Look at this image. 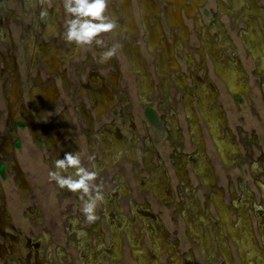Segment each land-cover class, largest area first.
Wrapping results in <instances>:
<instances>
[{
	"label": "rangeland",
	"instance_id": "1",
	"mask_svg": "<svg viewBox=\"0 0 264 264\" xmlns=\"http://www.w3.org/2000/svg\"><path fill=\"white\" fill-rule=\"evenodd\" d=\"M148 1H152L159 9L156 17L163 28L160 32L162 37H166L171 42V30L176 29L177 31L178 28L183 30V26L186 30L188 29V41L181 36L178 45L172 44L179 71L184 73L187 84L193 86L192 75L195 73L204 75L207 69V75L215 85L217 90L215 102L222 107L225 114V125H220V130L224 132L227 128L231 132L236 149L227 153L226 162L221 161L216 154L208 125L197 110L206 144V156L212 167H206L205 173L213 176L214 182H209L213 189L220 187L223 190L225 196V201L224 197L222 198L223 203L231 205V193L238 203L242 200L244 204L248 203L257 245L264 250V237L257 227L258 216L264 217L261 208L262 199H264V93L261 87V82H264V62L257 65L256 59L249 51L253 48L264 56V0H255L256 8L253 6L250 8L247 0L243 2L240 0L242 4L226 10H219L218 0H205L199 4L197 10L194 8L188 13L181 1ZM220 1L226 2L227 0ZM40 2L43 3V9L38 6ZM111 2L116 5L121 17L117 0H111ZM54 3V0H0V68L4 66L3 59L9 58L8 55L15 57L21 82L22 101L25 108L34 115L36 122L41 125V132H44L37 134L34 138L25 117L13 114L8 118L3 95L6 74L1 75L0 73V136H3L5 143L10 146L9 151H6L7 155H1L0 159L17 160L28 184L25 185L22 193L19 188L16 189L13 186L8 176L2 180L4 197L9 210L17 217L21 212L24 221L42 227L41 247L54 249L51 252L52 264H84L80 259L81 250L78 247L69 246L70 243H75L78 232L82 238H85L86 248L96 250V252L100 248V250H109L111 245L110 222L107 217L101 218L100 215L103 214L104 202L112 205L117 199L121 201L127 215H130V201L141 206L139 211L143 215L149 213L156 215L158 219H155V222L149 216L145 218V221L153 225L157 222L161 223L160 226L164 228L170 246H174L175 250L181 252L191 249L195 254L196 264H220L221 258L216 250L211 225L209 224L212 242L209 244L207 240L203 241L204 243L200 245L202 246L201 251L210 255L211 245L217 254L215 257L207 255L206 259L199 251L196 235H191L193 231L190 233V229L186 230L185 219L179 211L184 208L180 206L177 208L172 203L175 200L180 202L181 196L185 198V204L188 206L190 203L188 194L192 199H195L197 195L199 206L204 208L209 185H205L202 177L194 172L191 161L186 163V174L189 176L190 183L187 179L180 180L181 175L174 169V151L192 154L195 145L190 137L181 99V85L173 82L169 70L161 74L157 73L155 51L152 52L146 46L139 0H130L138 28L137 33L125 32L121 35L116 27L112 32L101 34L105 45L117 46L116 55L105 63L99 62L98 47L95 44L77 48L62 38L61 33L66 27L67 20L63 0L58 1L59 10L55 14L54 25L51 28L45 27L47 20L45 13L53 8ZM178 6L183 19L182 23L170 26L165 19L164 10L166 7L176 10ZM146 14L149 23L157 21L149 10ZM197 18H200L202 25L196 22ZM28 27L31 40H35L36 44L50 45L48 47L50 58H55L52 64H49L50 61L43 60L38 50L35 51L31 64L26 60L22 35L24 28ZM241 33L249 34L242 37ZM128 34L134 37L139 44L141 55L144 58L143 65L151 76L153 92H147L144 97L139 88V74L132 68L121 44V39H125ZM201 34L206 39L205 46L200 44ZM211 40L216 41V44L210 46L208 43ZM12 43L13 46H11ZM160 48L159 45L156 46L157 51ZM211 53L220 58L227 57L232 60L235 70L243 71L247 87L243 85L245 88L231 92L217 75ZM116 70L121 71L118 87H114L109 79L110 73ZM163 75H165L164 78L161 77ZM89 76L93 78L91 79L92 89L99 90L105 87L113 95V102L108 103L99 114L93 108L89 96L91 88L86 85ZM238 76L242 77V73ZM162 80L165 81V90L161 88ZM38 81L54 82L58 89L55 103L43 111L37 110L35 97L30 95L31 86L37 84ZM237 81L242 83V80ZM10 100L15 103L13 97ZM82 105L85 107L84 110L89 112V114L86 112L88 114L86 116L90 119H86L84 114L79 113ZM172 110L179 118V125L185 136L184 143L178 139L182 136L179 127L176 128L179 135L174 131V137L171 136V120L169 122L165 116ZM63 115L66 119H62ZM13 119L16 121L14 122ZM13 123H17V126H12ZM103 126L122 135L124 143L119 147H108L101 142L103 137L110 139L111 136ZM102 130L106 132L101 133ZM4 148L6 150V146ZM66 151L82 153L83 166L92 168L94 165V170L98 174L95 183L101 186L104 201L96 210L98 219L94 223L85 222L81 193L79 191L72 193L66 188L60 189L49 177L50 162L61 158ZM13 166L11 165V168ZM151 166L162 169L158 172L156 179L150 176ZM136 170L139 172L138 175H136ZM165 171L170 176L167 181H164L167 178ZM122 175L126 178L125 182L122 181ZM21 178H23L22 175ZM119 181L128 184L129 191L127 192L126 189L118 196L114 193V186ZM190 184L193 186L191 190ZM28 188H31V193ZM29 194L34 196L37 203L30 199ZM19 196L25 198L24 205ZM219 196L222 197L221 194ZM209 207L212 215L218 218L213 203ZM195 208L198 209L196 205ZM235 217L233 213V218ZM190 218L194 219V214ZM99 220L103 237L98 236L96 229ZM125 220L123 219L120 224L121 228L126 227L127 230H133V235L142 239L139 247H145V252L140 250L139 258L142 259L143 255L152 257L151 243L146 236L148 234L146 222L137 220L136 226H133ZM14 221L17 220L14 219ZM225 225L229 229L230 224ZM197 227L198 225L192 226L191 230H196ZM199 229L197 228L203 235L201 224ZM223 230L221 236L224 238L221 237L219 249H226L227 246L225 247L223 243H228L234 264H244L237 252L234 238H231L233 237L231 232ZM82 233H85L86 237ZM123 245L122 258L113 259V262L139 264L132 254V245L127 244L125 239ZM97 253V258L91 264H111L108 257L109 251L105 254ZM168 261L167 251L160 250L158 264H167ZM251 264L262 263L253 259Z\"/></svg>",
	"mask_w": 264,
	"mask_h": 264
},
{
	"label": "flooded vegetation",
	"instance_id": "2",
	"mask_svg": "<svg viewBox=\"0 0 264 264\" xmlns=\"http://www.w3.org/2000/svg\"><path fill=\"white\" fill-rule=\"evenodd\" d=\"M54 1L55 3L53 8L46 12L47 20L45 27L47 28H51L54 25L55 14L59 10V5H58L59 0H54ZM176 1H181L186 6V11L188 13V12H192L194 8H196L197 10L199 4H201L205 0H188L187 2H185V0H176ZM241 1L243 2V0ZM241 1L227 0L226 2H224L218 0L219 10L231 9L236 5L242 4ZM42 2H40L38 5L40 9L43 7ZM247 2L249 3L248 6L250 8L251 6H253V8L257 7L255 0L252 2L251 0H247ZM117 5L121 10V14H122L121 17L119 16L116 5L113 4L111 0H108L107 9L110 15L116 21V25L120 34L122 35L125 32L137 33L138 28L136 26L135 19L133 17L130 0H117ZM139 7L141 9V15L143 20L146 46L152 52L155 51L157 73L161 74L166 70H169L173 82H175L178 85H181L180 86V88L182 89L181 99L183 101L184 111L188 121L190 137L193 144L195 145V150L194 152H192V154L184 153V152L179 153L177 151H174V157H173L175 160L174 169L176 173L181 175L182 179L180 178V180L187 179L188 182L190 183L189 176L186 174V163L187 161H191L194 172H197L202 177V179L205 181L204 182L205 185H209L210 181L214 182V178L212 175L209 176L206 175L205 173L206 167H210V168L212 167L209 159L206 156V151H205L206 144L203 138L201 126L199 124L197 110L202 114L203 118L205 119L208 125L211 139L215 146L216 154L221 158V161L226 162L228 160L227 153L236 149V143L232 139L231 132L227 128L224 129V132H221L220 130V125H225L224 124L225 114L223 112L222 107L215 102V95L217 90L215 88V85H213L212 81L209 79V76L207 75V69L204 75H198V73L192 75L193 86H189L187 84L184 73L179 71V65L174 57L172 44L178 45L181 36L184 38V40L187 39L188 29L186 30L182 24L183 30L181 29V27H180L181 30H179V28L177 29V31H175L176 29L171 30L172 41L170 42L168 39H166V37H162L160 35V32L163 31V28L158 17H156V14L159 12L157 5L152 3V1L149 2L148 0H139ZM147 10L150 11L151 15L153 14V16L157 18V21L155 23H149L147 21L148 19L146 14ZM179 10H180L179 6L177 7L176 10L172 9L171 7L165 8L164 10L165 19L170 26L182 23L183 19L181 16V12ZM126 16L130 22V26L128 28L120 27V25L124 22ZM196 22L199 23V25H202L200 18H197ZM28 29L29 27L24 28L22 35V43L25 51V58L28 61V63L31 64V62H33V57L35 56L34 53L36 50H38L40 52L41 58H43V60L45 61H50L49 64H52L55 58L53 59L50 58V53L48 48L50 47V45L45 43L36 44L35 40L30 39L31 34L29 35ZM241 34L242 37H246L247 34L249 33L247 34L241 33ZM200 38H201L200 44L202 46H205L204 44L206 39L203 38L202 34ZM214 43L216 44V41L211 40V42L208 44H210L211 46ZM121 44L132 68L136 71V73L140 75V76L138 75L139 88L141 94L142 95L144 94L143 95L144 97L146 96L147 92H153V89L151 83V76L143 65L144 58L141 55L140 46L137 43V41L134 39V37H131L129 34L126 36L125 39L124 38L121 39ZM157 45L161 47L159 51H157L156 49ZM11 46H13V43ZM101 51L102 49L98 48L97 51L98 56L100 55ZM249 51L251 55H253V57L256 59L257 65L260 64L261 62H264V56L261 53L259 54V52L253 50V48H251ZM8 57L9 58L5 60L3 59L4 66L0 68L1 75L6 74L3 84V92H4L3 95L5 97V101L7 105L8 118L12 117L13 114H18L21 115L22 117H25L28 123V128L30 130V133L33 135L34 138H36L37 134L44 132H41L42 127L40 124H38V122H36V120L34 119V115L24 106V103L22 101V94H21V82L17 72V67H16L17 64L15 61V57H13L12 55L11 56L8 55ZM211 57L213 59V65L217 75L224 81V83L231 92H235L239 88L241 89L244 86L247 87L244 78L245 75H243V71L240 72L235 70L232 60L227 59V57L220 58L218 55H214V54H212ZM241 73H242V77L238 76ZM120 77H121V71L119 70L110 73L109 79L114 87L119 86ZM161 77L164 78L165 75ZM91 79L93 78L89 76L86 85L91 88L89 96L93 104V108L99 114L101 109L104 110L107 107L108 103L110 104L113 102V95L110 94L109 89L105 87L99 90L92 89L93 81ZM237 80H242V83H238ZM261 87L263 88V93H264L263 81L261 82ZM161 88L162 90H165L166 88L164 80H162ZM57 94H58V89L55 83L51 81H48L46 83L38 81L37 84L31 86L30 88V95L32 97H35V101H36L35 107L37 108L38 111H43L48 106L53 105L56 101L55 99ZM12 97L15 99L14 100L15 103L11 102L10 99ZM81 108L82 110H80L79 113H82L85 116L89 114L87 110H84L85 109L84 105H82ZM165 117L169 122L171 120V136L174 137V131L175 133L178 134L176 128L179 127L182 136L181 138L178 137V139L184 143L185 136L179 125V118L177 116V113L175 114V112L172 110V112L170 114H167ZM63 118H65V115L62 116V119ZM86 119H90V117L86 116ZM15 121L16 120H14V122ZM62 122L65 121L62 120ZM87 124L90 126V122H88ZM12 126L14 127L17 126V123H13ZM103 128L108 130L111 135L110 139H107V137H103L101 141L104 142L106 146L119 147V145L124 143V141H122L123 139L122 135L117 134L115 131H112L110 128L108 129L107 126H103ZM104 132L106 131L105 130L101 131V133ZM4 139L5 138L3 136H0V157L1 155L2 156L7 155L6 151H9L10 148V146L7 143H5L6 141ZM5 146H6V150L4 148ZM11 165L12 166L14 165L13 168H11ZM256 165L257 164H255V166ZM50 168L52 170V162H50ZM149 171H150V176L156 179L159 175L158 172L159 171L161 172L162 169L160 168L157 169L151 166L149 168ZM135 172L136 175H138L139 173L138 170H136ZM21 175L23 178H21ZM7 176L12 180L13 186L16 189L19 188V190L22 193L25 185H28L25 180L24 173L21 171L17 160L11 161V159H0V264H52L51 252L54 249L52 248L45 249L41 247L40 232L42 230V227L38 225H34L33 223L31 224V222L29 223L27 221H24L23 220L24 218L22 217V214L20 212L21 209L19 210L20 212L19 217H17L9 210L6 199L4 197V185L2 182V180H5ZM122 177H123L122 181L124 180L123 182H125L126 178H124L123 175ZM165 177L167 178H165L164 181L165 180L167 181L170 178L167 171H165ZM119 183H116L114 186V193H116L118 196L121 195L126 189L127 192L129 191L128 184L126 183L119 184ZM192 187L193 186L190 184V190ZM30 191L31 188L29 189V192ZM220 194L222 195V197L219 196ZM29 196L30 199L35 201L34 196L30 194ZM231 196H232L231 205H229L228 203L225 204L222 201L223 197H224L223 200L225 201L223 190L220 187L213 189L212 186L209 185L208 191L205 195L206 202L204 208H201L199 206L200 203L197 195L195 199H192L191 196L188 194L190 201L188 206L185 204V198H182L181 196H180V202L175 200L172 203L177 208L179 206L184 208L179 211L181 212V214L185 219L186 230L188 231L190 229V233L191 231H193L191 235H196L198 248L200 247L199 251L202 256L206 257V259L210 255L215 257L216 254L219 253L221 258L220 264H234L233 255L229 244L224 242L223 245L225 244V247L227 246L226 249L223 250L219 249L221 244L220 242L221 237L224 238L223 236H221L223 235V231H224L223 229H226L228 233L231 232L233 236L231 238L232 239L234 238V243L237 252L239 253V256L244 264L245 263L251 264V261L253 259L257 260V262L264 264V250L257 245L256 237L254 234L253 222L248 210V203L244 204L243 202L244 200L238 203L236 199L234 200L232 193ZM19 198L21 202H23L22 205H24V202L26 201L25 198L22 196H19ZM120 202L121 201L119 199H117L115 203H112V205H110V203L104 202L102 207L103 208L102 211L104 215L103 214L100 215L101 218L104 216L107 217L110 222L109 230L111 235V245L109 250H105V249L100 250L101 249L100 248L99 250L97 249V252L105 254L107 251H109L108 257L111 264H123V262L121 261L115 263L113 262V259L122 258L124 239L127 244L132 245V254L137 259L139 264H158V257L160 250L167 251L169 257V261L167 264H196L195 254L191 249L181 252L175 250L174 246H170V243L166 239L164 228L163 227L161 228L160 226L161 223L157 222V224L153 225L150 222L145 221V218L149 216L151 220L155 222V219L156 220L158 219L156 215L154 216L151 213H149L148 215H143L139 211V208L141 206L137 205L138 203L137 204L131 203V201L129 202L130 215H127V213L124 212V208L122 207ZM262 202L263 204H261V208L264 213V199H262ZM211 203H213L215 209L217 210L218 218H215L210 211L209 206ZM195 205L198 209L195 208ZM233 213L236 216L235 219L233 218ZM192 214H194L195 220L190 218ZM185 215H187L188 217H186ZM189 218L190 220H188ZM14 219H16L17 221H14ZM123 219H126L125 221H128L130 225L133 226L134 225L136 226L137 220H140L143 223L146 222V225L148 226L147 227L148 234L145 235L149 238V241L151 243L152 257L149 258L147 255L145 256L143 255L142 259L139 258L141 256L140 250H143L145 252V247H139L142 239L133 235V230H127L126 227L125 229L121 228L122 226H120V224L122 223ZM200 224L202 225V230L204 231L203 235H201L200 234L201 232L199 231ZM209 224L211 225V229L214 236L213 239L217 247L216 248L217 253H216L214 247L210 245V251H211L210 255L202 252L201 251L202 246H200L201 243L203 244L205 242V240H207L209 244H211L212 242V234L210 232ZM225 224H230L229 229ZM195 225H198L197 228L199 230H197V228L196 230H191V227ZM96 227H97L96 229L98 230V236L103 237V232L100 227V220L98 221V225H96ZM142 227L143 224L141 228ZM257 227L259 228V232L264 237V217L258 216ZM93 228H95L94 225ZM86 232H87L86 234H88V231ZM82 235L86 237L85 233H82ZM85 241H86L85 238L84 237L82 238L81 234H79L78 232L75 237V243L72 244L70 243L69 246L73 248L78 247L81 250V257H80L81 262H84V264H91V262H93L95 258H97L98 253L96 252V250L94 251L93 249L90 250L86 248Z\"/></svg>",
	"mask_w": 264,
	"mask_h": 264
},
{
	"label": "clouds",
	"instance_id": "3",
	"mask_svg": "<svg viewBox=\"0 0 264 264\" xmlns=\"http://www.w3.org/2000/svg\"><path fill=\"white\" fill-rule=\"evenodd\" d=\"M107 5L108 0H63L67 20L62 38L77 48L95 44L102 49L100 63L107 62L117 53V46L105 45L101 36L117 27L116 21L108 13ZM97 175L94 165L92 168L83 166L79 151L64 152L61 158L52 161V170L49 172L50 179L58 188L81 193L86 223H94L98 219L96 210L104 201L101 186L95 183Z\"/></svg>",
	"mask_w": 264,
	"mask_h": 264
},
{
	"label": "bare ground",
	"instance_id": "4",
	"mask_svg": "<svg viewBox=\"0 0 264 264\" xmlns=\"http://www.w3.org/2000/svg\"><path fill=\"white\" fill-rule=\"evenodd\" d=\"M129 26H130V22L126 16V18L124 19V22L120 25V27L128 28Z\"/></svg>",
	"mask_w": 264,
	"mask_h": 264
},
{
	"label": "crops",
	"instance_id": "5",
	"mask_svg": "<svg viewBox=\"0 0 264 264\" xmlns=\"http://www.w3.org/2000/svg\"><path fill=\"white\" fill-rule=\"evenodd\" d=\"M82 154V153H81Z\"/></svg>",
	"mask_w": 264,
	"mask_h": 264
}]
</instances>
